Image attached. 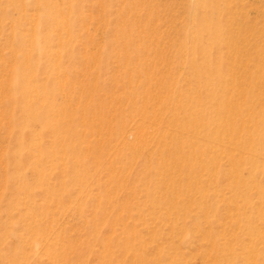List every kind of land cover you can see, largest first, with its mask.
Returning a JSON list of instances; mask_svg holds the SVG:
<instances>
[{"label":"rangeland","instance_id":"rangeland-1","mask_svg":"<svg viewBox=\"0 0 264 264\" xmlns=\"http://www.w3.org/2000/svg\"><path fill=\"white\" fill-rule=\"evenodd\" d=\"M0 264H264V0H0Z\"/></svg>","mask_w":264,"mask_h":264},{"label":"bare ground","instance_id":"bare-ground-1","mask_svg":"<svg viewBox=\"0 0 264 264\" xmlns=\"http://www.w3.org/2000/svg\"><path fill=\"white\" fill-rule=\"evenodd\" d=\"M27 110H28V109H27ZM27 110H26V111H27ZM28 113H29V112H28ZM26 114H27V113H26Z\"/></svg>","mask_w":264,"mask_h":264}]
</instances>
